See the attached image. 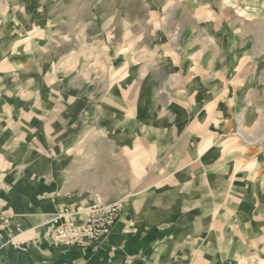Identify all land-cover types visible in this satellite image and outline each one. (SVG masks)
Masks as SVG:
<instances>
[{
	"label": "rangeland",
	"instance_id": "374dc122",
	"mask_svg": "<svg viewBox=\"0 0 264 264\" xmlns=\"http://www.w3.org/2000/svg\"><path fill=\"white\" fill-rule=\"evenodd\" d=\"M17 187L51 195L50 222L160 201L195 222L196 264H264V0H0Z\"/></svg>",
	"mask_w": 264,
	"mask_h": 264
},
{
	"label": "crops",
	"instance_id": "0c3cea01",
	"mask_svg": "<svg viewBox=\"0 0 264 264\" xmlns=\"http://www.w3.org/2000/svg\"><path fill=\"white\" fill-rule=\"evenodd\" d=\"M142 202L135 212L123 208L103 240L67 247L51 237L50 218L60 208L51 195H41L34 188L4 190L0 193V264H196L200 247L193 243L195 222L188 218L179 225V217L165 214L157 205L160 201ZM4 216L11 217L7 225Z\"/></svg>",
	"mask_w": 264,
	"mask_h": 264
},
{
	"label": "built area",
	"instance_id": "2783aa9c",
	"mask_svg": "<svg viewBox=\"0 0 264 264\" xmlns=\"http://www.w3.org/2000/svg\"><path fill=\"white\" fill-rule=\"evenodd\" d=\"M122 207L120 202L105 204L101 201L67 205L52 218L51 237L55 243L67 247L97 243L112 232ZM2 219L5 225L11 222L10 216Z\"/></svg>",
	"mask_w": 264,
	"mask_h": 264
},
{
	"label": "bare ground",
	"instance_id": "6f19581e",
	"mask_svg": "<svg viewBox=\"0 0 264 264\" xmlns=\"http://www.w3.org/2000/svg\"><path fill=\"white\" fill-rule=\"evenodd\" d=\"M260 10H262V9H260ZM262 12V11H261ZM88 156V155H87ZM85 157V156H84Z\"/></svg>",
	"mask_w": 264,
	"mask_h": 264
}]
</instances>
